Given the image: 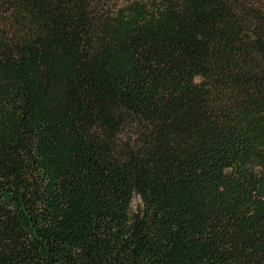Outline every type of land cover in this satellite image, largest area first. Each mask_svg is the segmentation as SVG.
<instances>
[{
  "label": "trees",
  "instance_id": "obj_1",
  "mask_svg": "<svg viewBox=\"0 0 264 264\" xmlns=\"http://www.w3.org/2000/svg\"><path fill=\"white\" fill-rule=\"evenodd\" d=\"M0 264H264V0H0Z\"/></svg>",
  "mask_w": 264,
  "mask_h": 264
},
{
  "label": "rangeland",
  "instance_id": "obj_2",
  "mask_svg": "<svg viewBox=\"0 0 264 264\" xmlns=\"http://www.w3.org/2000/svg\"><path fill=\"white\" fill-rule=\"evenodd\" d=\"M129 0H117V3L118 4H124V3H126V2H128ZM137 203V201L135 200L134 201V204H136Z\"/></svg>",
  "mask_w": 264,
  "mask_h": 264
}]
</instances>
